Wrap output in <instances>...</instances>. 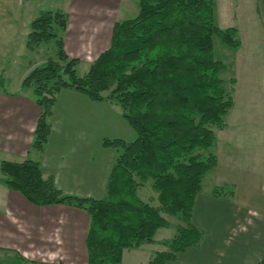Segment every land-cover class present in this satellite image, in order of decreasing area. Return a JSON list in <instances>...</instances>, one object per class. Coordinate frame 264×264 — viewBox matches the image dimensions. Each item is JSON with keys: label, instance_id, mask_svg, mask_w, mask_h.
Returning a JSON list of instances; mask_svg holds the SVG:
<instances>
[{"label": "trees", "instance_id": "trees-1", "mask_svg": "<svg viewBox=\"0 0 264 264\" xmlns=\"http://www.w3.org/2000/svg\"><path fill=\"white\" fill-rule=\"evenodd\" d=\"M138 13L117 21L110 46L83 75L78 59L65 50L69 15L45 10L32 20L27 47L54 39L57 57L33 68L22 80L41 109L31 148L42 151L49 139L57 95L74 89L92 100L111 101L134 132L130 140L105 137L116 152L102 198L63 193L39 161L2 160V183L36 206L66 204L85 210L86 264H122L125 249L153 243L158 229L175 216L176 233L163 239V250L148 264H169L200 246L205 232L193 222L197 196L208 172L217 165L216 130L226 126L234 105L223 78L226 63L214 55V37L236 49L235 26L221 28L216 0H136ZM0 73V82H3ZM150 183L154 198L138 190ZM227 185L212 195H233ZM257 264H264V247Z\"/></svg>", "mask_w": 264, "mask_h": 264}, {"label": "crops", "instance_id": "crops-1", "mask_svg": "<svg viewBox=\"0 0 264 264\" xmlns=\"http://www.w3.org/2000/svg\"><path fill=\"white\" fill-rule=\"evenodd\" d=\"M83 2L79 8L69 10L64 40L67 54L79 60L77 71L84 65L82 74L108 49L114 24L118 21L117 4L112 8L113 0H107L102 3V6L106 7L99 8L107 13L105 16L94 15L97 9L91 11L90 3L86 5ZM215 11L217 24H220L219 16L221 28L235 26L239 30L241 44L234 49L231 61H224L229 65L227 70L230 74L226 80L234 98L233 107L240 102V97L245 101L247 92L259 94L264 99V74L259 78L260 76L254 73L260 68L261 62L264 68V0H216ZM242 33L245 40L242 39ZM256 52L260 54L259 59L256 58ZM31 66L20 75V83L33 68V65ZM0 73H3L2 69ZM3 90L5 93H2L3 98L0 101V152L4 153V157L1 160H37L42 165L44 176L53 177L56 186L63 193L102 198L116 156L115 150L104 146L102 141L105 137L132 139L134 132L126 120L118 114H113L106 100H92L74 89L62 90L57 95L51 116L52 129L49 139L42 151H36L31 148V144L41 113L40 107L28 94L20 96L4 88ZM244 106L250 110L242 112V107H238L240 112L234 111L230 120L227 119L229 112L226 126L216 130L218 144L214 146V151L218 161L209 176L211 182L216 180L213 188L219 183L235 186L234 195L215 197L212 195L213 188L208 193H204L202 189L195 201L193 222L205 232V236L200 246L180 253L177 259L169 264H248V254L254 251L256 244L255 240L254 244L250 243L254 236L243 235L238 240L237 247L233 249H220V246L231 234L230 214L232 210L239 208L236 202L240 197L236 198L240 192L247 193L249 190L239 188L240 181L236 176H228L230 178L227 179L223 177L221 182L212 177L227 174L226 169L233 160L230 158L240 143V130L246 128L241 126V123L252 122L255 126L250 127L248 123V128H259L253 112L264 113L262 99L251 98V104ZM240 113L248 115L241 116ZM112 118L113 129L104 130V124L111 123ZM221 165L224 167V173ZM0 190L5 194L0 200V255L2 252L14 250L18 251L25 261L29 260L30 264L87 263L86 233L90 217L85 210L66 204L36 206L15 190L2 185ZM170 222L167 227L176 224L171 220ZM163 228L158 229L153 243L125 249L122 264L125 262L126 253H139L145 246L162 241L163 239L159 240L157 237ZM258 254H261V251H258ZM38 256L47 258L39 259ZM259 260L258 257L251 259V264H257Z\"/></svg>", "mask_w": 264, "mask_h": 264}, {"label": "rangeland", "instance_id": "rangeland-1", "mask_svg": "<svg viewBox=\"0 0 264 264\" xmlns=\"http://www.w3.org/2000/svg\"><path fill=\"white\" fill-rule=\"evenodd\" d=\"M106 1L107 0H0V70L2 69L3 72V82H0V101L1 98H3L1 96L3 95L2 93H5L2 92L4 91L3 88L10 93H17L20 96H26L28 94L29 98L33 99V94L30 89H22V81L20 83V75L28 70L29 67H32L31 65H33V68H35L37 66L43 65L48 59L56 58L58 56L57 44L54 39L43 41L34 49H30L27 47V36L31 28L30 24L32 20H34L41 12L45 10H60L68 13L69 15V10L72 8H79L82 2L86 5L90 3L89 5L91 11L97 9L94 15L101 14L102 16H105V14L107 13L103 12L102 9L99 8H105L106 6H102V3H105ZM113 1L114 4L112 5V8H114V6L117 4L116 15L118 17V21L129 19L137 15L138 6L136 4V0ZM92 19H94V16L92 17ZM218 21V23L221 24L219 16ZM242 39L245 40V36L243 33ZM233 52H235V50L227 46L226 44H223L219 36L216 35L214 37L215 57L223 60V62H230ZM244 54L246 55V52H244ZM256 58H260V54L257 52ZM82 66L84 65H81L78 68L79 75H83L81 70ZM227 69L229 70V65H227V68L222 72V76L225 80L226 77L230 74ZM254 73L257 76H260L259 78L263 76L264 68L262 62L260 68L255 70ZM227 85L230 88V84L227 83ZM239 95L240 91L238 93V96ZM254 97H259L262 99V102H264V99L259 94H252L250 92H247L245 101L243 102V98L240 97V102L237 103L235 107H232L233 109L230 110V115H228L227 119L230 120V116L234 111H239L238 107H242V112H248L250 109L245 108L244 105H250L251 98ZM106 102L109 104L110 109L112 110L111 112H113V114L115 115L118 114V116L121 117L120 106L111 101ZM104 114L106 115V113ZM240 114L241 116L248 115L247 113ZM249 114L252 113L249 112ZM253 114L257 117L259 128H248V123H250V127L255 126V124H253L252 122L241 123V126L246 128L242 131L240 130L241 133L239 134L238 139L240 143L235 153L230 158L233 160L229 164V168L226 169L227 174L224 173V167L223 165H221L222 173L224 174H219V177H216L215 175L212 176L215 179L220 180V182L222 181V179L224 180V178L227 179L236 176V178L240 181L238 182L239 188L243 190H249L247 191V193L240 192L239 196L236 198L238 199L240 197V199H238V201L236 202L237 207L239 208L234 211L232 210L230 214V221L232 222L231 234L229 238H227L226 242L224 241L225 244L223 243L220 246V249H233L237 247L236 244H239L238 240L241 239L243 235L254 236L250 243L254 244L255 240L256 244L253 248L254 251L248 254V264H251V259L253 260L257 257L258 259H261L264 247V113L261 114L259 112H253ZM112 120L113 118L111 119V123L104 124V130L111 131L113 129L114 122H112ZM220 135L222 136V134ZM216 143L218 144V137L216 139ZM2 157H4V153L0 152V163L2 161ZM239 164L241 167L239 166ZM210 174L211 173L208 172L204 179V193L210 192V190L213 188L212 186L216 183V180H213V182L210 181ZM1 177L2 174L0 176V185L6 186L4 183H2ZM220 185L224 184L219 183L218 186ZM226 185L229 186L228 188H230L234 192L236 188L235 186L228 184ZM6 187L9 188L8 186ZM4 195V191L0 190V200H2ZM138 195L142 199L152 201L155 193L150 183H146L144 187L138 190ZM167 218H169L174 223H177L178 221L175 216L167 215ZM175 233V226L166 227L160 231L157 238L159 240L171 238ZM160 242L145 246L143 250L138 251L139 253H136L134 251H126L129 253H126L124 257V264H148L149 257H151L155 252L164 249V246ZM214 244L217 245L216 243ZM217 248L219 249V246ZM9 251L4 253L2 252V255H0V264H30L29 260H26L28 261L26 262L25 259L20 257V253H17L18 251ZM258 251H261V254H258ZM38 257L39 259L44 260L45 258H47L40 256ZM31 263L34 262L32 261ZM222 264L226 263L223 262Z\"/></svg>", "mask_w": 264, "mask_h": 264}]
</instances>
